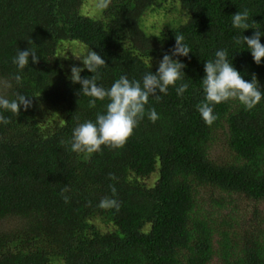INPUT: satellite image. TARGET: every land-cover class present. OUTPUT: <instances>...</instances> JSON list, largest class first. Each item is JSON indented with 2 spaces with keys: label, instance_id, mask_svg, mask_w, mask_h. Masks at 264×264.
I'll return each mask as SVG.
<instances>
[{
  "label": "trees",
  "instance_id": "trees-1",
  "mask_svg": "<svg viewBox=\"0 0 264 264\" xmlns=\"http://www.w3.org/2000/svg\"><path fill=\"white\" fill-rule=\"evenodd\" d=\"M87 1L0 0V78L11 84L2 96L33 101L18 117L0 109L10 119L0 123V264H264V99L251 110L238 100L216 104L211 126L197 109L205 61L217 50H227L245 80L254 73L264 92V58L257 65L234 41L254 29L232 26V15L247 9L264 32V0H111L93 15ZM155 11L183 14L170 20L176 26L149 29L144 19ZM176 34L192 50L174 57L186 65L182 95L170 86L159 101L149 97L121 149L88 156L61 143L108 103L90 108L91 98L78 94L71 67L83 61L73 54L97 52L107 63L98 84L108 89L121 75L142 81L155 73ZM28 47L39 62L30 56L20 70L13 58ZM105 197L120 203L118 212L99 207Z\"/></svg>",
  "mask_w": 264,
  "mask_h": 264
},
{
  "label": "clouds",
  "instance_id": "clouds-1",
  "mask_svg": "<svg viewBox=\"0 0 264 264\" xmlns=\"http://www.w3.org/2000/svg\"><path fill=\"white\" fill-rule=\"evenodd\" d=\"M111 4V0H98L96 7L106 10ZM232 26L234 29L244 30L253 28L251 36L243 35L242 37H234L235 44L246 45L251 51L254 62L259 65L264 58V44L261 43V36L264 32L249 23V11H238L232 15ZM184 36L176 34L175 45L170 50L171 55L165 53L159 63V67L155 73L152 71L144 74L142 81L129 80L127 76L121 75L112 86L105 89L98 84L100 79V69L107 66L106 61L97 52L89 48L86 54L80 56L74 55L77 59L83 61V68L72 66L70 80L73 84L79 83L81 89L79 95L90 97L89 107L94 108L97 100L104 101L107 99L106 111L98 113L95 122L89 120L78 124L73 130L70 142L62 141L61 143H70L71 151L77 154H86L90 156L94 153L102 152V146L109 149H121L125 146L128 139L133 135L134 128L144 118L146 113V105L149 97H154L157 101L161 99L160 94L166 95L169 87L176 89L177 95H182L189 87L184 81L185 72L183 69L186 65L178 58L187 57L191 48L184 43ZM33 63L39 62V56L36 50L29 47L25 50L18 51L13 58V63L18 69L23 70L29 65V57ZM67 58V57H65ZM86 68L93 73L90 77H82L80 73ZM205 76L202 79V87L205 93L204 101L197 105V109L201 114L204 122L211 126L216 120L217 115L214 114V106L229 100H238L246 110L253 109L264 99L256 75L252 74L251 81L243 78L241 73L235 69L232 62L228 60L226 49L217 50L215 59L205 61ZM17 84H20L22 78L19 74L14 77ZM6 87H11L10 83H6ZM32 95L16 94V98L9 100L0 95V109L10 112L18 117L20 115L21 106L24 110L32 107ZM148 118L155 123L159 118L154 108L148 110ZM0 123L7 125L10 119L0 113ZM110 179H116L114 174H109ZM113 196L116 189L111 186ZM69 189L65 187L61 190V196L65 203L70 202V197L64 195ZM99 207L109 209L114 208L117 212L120 209V203L114 199L102 198Z\"/></svg>",
  "mask_w": 264,
  "mask_h": 264
},
{
  "label": "rangeland",
  "instance_id": "rangeland-1",
  "mask_svg": "<svg viewBox=\"0 0 264 264\" xmlns=\"http://www.w3.org/2000/svg\"><path fill=\"white\" fill-rule=\"evenodd\" d=\"M97 2H98V0H89V1H87V5H86V8H84V11L93 15L94 14L93 12H95V10H96V9H93V8L94 7L97 8L96 7ZM174 6L176 7L175 4H174ZM182 14H183V12L181 11V13H180V11H179V13L177 15L171 16V14H170V15H165L164 16L159 11L149 12L145 16L144 23H145V26H147V28H149V29H151L152 25H156V26H161L162 25V26H167V27H173V26L178 25V22L173 25V24H171L170 20L173 19V18L178 20L179 18H181ZM72 54H73V52H72ZM77 54L78 53L73 54V55L77 56ZM6 83H8L7 80H5L3 78H0V95H4L8 91L9 88L5 86ZM153 175H155V174H153ZM152 181H153V177L148 179V180H146L147 183H152ZM95 224H97L103 230H107V229L111 228V226L103 224V223L98 222V221H96Z\"/></svg>",
  "mask_w": 264,
  "mask_h": 264
}]
</instances>
